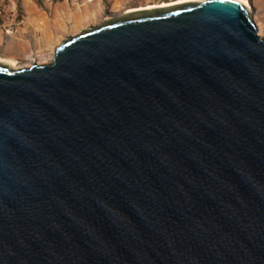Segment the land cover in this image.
Instances as JSON below:
<instances>
[{
  "label": "water",
  "instance_id": "obj_1",
  "mask_svg": "<svg viewBox=\"0 0 264 264\" xmlns=\"http://www.w3.org/2000/svg\"><path fill=\"white\" fill-rule=\"evenodd\" d=\"M237 0L134 10L0 62V264H264V38Z\"/></svg>",
  "mask_w": 264,
  "mask_h": 264
},
{
  "label": "rangeland",
  "instance_id": "obj_2",
  "mask_svg": "<svg viewBox=\"0 0 264 264\" xmlns=\"http://www.w3.org/2000/svg\"><path fill=\"white\" fill-rule=\"evenodd\" d=\"M194 0H0V58L13 69L52 64L55 49L72 37L126 12ZM264 38V0H246Z\"/></svg>",
  "mask_w": 264,
  "mask_h": 264
},
{
  "label": "bare ground",
  "instance_id": "obj_3",
  "mask_svg": "<svg viewBox=\"0 0 264 264\" xmlns=\"http://www.w3.org/2000/svg\"><path fill=\"white\" fill-rule=\"evenodd\" d=\"M237 1L241 2L243 5H245V6L248 7L249 9H251L249 3H248L246 0H237ZM184 2H185V1H184ZM180 3H182V1H181V2H177V3H175V4H180ZM156 8H157V7H156ZM152 9H153V8H152ZM140 10H144V9H140ZM58 46H59V44H58ZM55 50H56V49H55ZM0 62L5 63V64H8V65H10V66H14V65H15L14 61L9 60V59L0 58Z\"/></svg>",
  "mask_w": 264,
  "mask_h": 264
}]
</instances>
